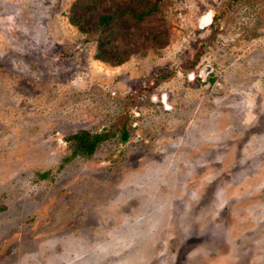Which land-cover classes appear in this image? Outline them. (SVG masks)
I'll return each mask as SVG.
<instances>
[{
	"label": "rangeland",
	"instance_id": "374dc122",
	"mask_svg": "<svg viewBox=\"0 0 264 264\" xmlns=\"http://www.w3.org/2000/svg\"><path fill=\"white\" fill-rule=\"evenodd\" d=\"M88 3L0 0V264H264V0Z\"/></svg>",
	"mask_w": 264,
	"mask_h": 264
},
{
	"label": "trees",
	"instance_id": "16d2710c",
	"mask_svg": "<svg viewBox=\"0 0 264 264\" xmlns=\"http://www.w3.org/2000/svg\"><path fill=\"white\" fill-rule=\"evenodd\" d=\"M97 0H89V3L82 7L81 4H76L73 6L70 14V20L71 22L81 31L86 34H88L89 37L94 38L95 36L98 37V50L99 55H101L105 51L106 47V39L107 35H103L105 31L107 30V25H109L112 22V17L110 15L106 14H100L98 16L97 26L93 31H88L86 24L84 23V18L82 17V11L88 13L93 12V6L94 2ZM141 6V8H140ZM138 9H137V8ZM136 7L130 9V12L133 14L136 18H143L147 15L152 14L153 12L157 11L159 9V4L154 3V5H147L144 6L137 5ZM140 8V9H139ZM121 61L119 60L116 64H119ZM117 132H119L116 128L107 131L105 133H90L86 130L80 131L77 134H74L71 138L74 140V150L75 154L82 155V156H92L95 151L97 150L98 146L101 143H104L112 138H115L117 136ZM121 138L122 141L128 140V132L126 128H122L121 130ZM46 175H42V177H45Z\"/></svg>",
	"mask_w": 264,
	"mask_h": 264
},
{
	"label": "flooded vegetation",
	"instance_id": "af4514ba",
	"mask_svg": "<svg viewBox=\"0 0 264 264\" xmlns=\"http://www.w3.org/2000/svg\"><path fill=\"white\" fill-rule=\"evenodd\" d=\"M202 73H203V75L205 76V71H202ZM166 101H169V98H168L167 95H165V98H164V97L162 98V103H164L165 107L167 108V106H166V104H165Z\"/></svg>",
	"mask_w": 264,
	"mask_h": 264
}]
</instances>
